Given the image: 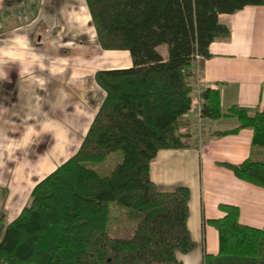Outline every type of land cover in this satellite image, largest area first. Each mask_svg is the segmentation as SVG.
Wrapping results in <instances>:
<instances>
[{
  "label": "trees",
  "instance_id": "obj_1",
  "mask_svg": "<svg viewBox=\"0 0 264 264\" xmlns=\"http://www.w3.org/2000/svg\"><path fill=\"white\" fill-rule=\"evenodd\" d=\"M86 4L100 48L127 51L131 66L95 73L104 98L78 150L33 187L30 203L5 226L0 264H183L178 255L196 246L187 227L190 191L185 186L161 191L151 180L150 164L160 150L186 147L180 130L192 103L190 80L210 57L209 45L229 35L219 15L264 6V0ZM162 45L166 58L157 50ZM201 98L204 119L238 121L218 135L251 128L252 148L264 151V102L249 115L222 110L217 90L205 89ZM116 152L120 161L100 175L93 166ZM225 166L238 179L264 188V159ZM111 204L125 208L134 227L131 237L109 231ZM219 209L223 216L209 220L218 252L204 253L202 264H264V227L242 224L236 206Z\"/></svg>",
  "mask_w": 264,
  "mask_h": 264
},
{
  "label": "crops",
  "instance_id": "obj_2",
  "mask_svg": "<svg viewBox=\"0 0 264 264\" xmlns=\"http://www.w3.org/2000/svg\"><path fill=\"white\" fill-rule=\"evenodd\" d=\"M3 1L0 0V8L5 9L0 22L2 70L15 66L11 68L17 69V78L23 76L13 86L18 96L28 99L34 94L31 103L39 108L62 106L63 125L74 126L70 139L58 152L63 158H59V163L50 161L48 171L34 183H31L34 177L26 175L23 179L19 177L17 183L11 180L13 187L3 188L9 191L0 205L6 226L19 215L33 187L78 150L104 98L95 73L127 68L131 66V58L127 51L100 48L86 0H8L2 5ZM23 3H29L31 13L26 22L16 19L14 13ZM14 4H17L15 8ZM218 21L228 29L229 35L212 42L210 57L198 65L203 90L219 92L222 110L235 108L253 115L262 109L264 102V6H246L232 14H221ZM157 50L163 58L167 57L166 46ZM24 72L27 74L22 75ZM195 80L196 75L190 80L193 86ZM1 84L4 85L3 81ZM26 103L24 106H29ZM16 107L17 111L21 108ZM237 126L236 118L205 119L204 128L199 131L192 113H188L182 118L180 130L186 135V147L160 150L150 164L151 180L161 191L176 186H185L190 191L187 227L196 246L192 252L178 255L183 264H202L204 253L218 252L217 231L207 221L223 216L220 204L238 207L242 224L264 227V188L238 179L225 166L240 164L249 157L264 159L262 149L252 148L251 128L218 135ZM51 133L55 135V130ZM47 134L51 136L50 131ZM34 149L36 153L40 151L37 146ZM50 151L48 154L53 156ZM30 165L36 175L43 168L39 163ZM7 175L0 168L2 182H8Z\"/></svg>",
  "mask_w": 264,
  "mask_h": 264
},
{
  "label": "rangeland",
  "instance_id": "obj_3",
  "mask_svg": "<svg viewBox=\"0 0 264 264\" xmlns=\"http://www.w3.org/2000/svg\"><path fill=\"white\" fill-rule=\"evenodd\" d=\"M6 1L8 0H4L2 5H4ZM16 6L17 4H14L13 7L15 8ZM4 10L3 7L0 8V22L2 16L1 12ZM28 11L29 3L19 4L17 11L14 12L16 13V19L19 18L22 22H24V20L26 22L31 18V13ZM8 14H10L9 10ZM40 64L44 66V64ZM5 67H7L6 63ZM11 67L14 68L15 66L10 65L9 69L7 68L8 70H2L0 61V168L3 167L4 172L8 174L7 183L0 180V193L3 194L2 197L0 196V205L4 195L6 193V195H8L9 193V191H3V188L6 186L4 190H7L12 184L11 180L17 183L19 177L23 179L27 175L28 178L34 177L31 181V183H34L38 178L44 176L45 171H48V163L50 161L59 163L60 159H63L62 155H59L58 152L64 146V142L70 139L71 130L72 128L74 129V126H68L67 128V126L63 125L64 110L62 106H44L39 108L38 106H33V103H31L34 94H30L31 96H29L30 98L27 97L28 99H26V97L24 98V96L19 97L16 87L13 86L18 85L23 80V76H19L22 79H18L17 69H12ZM20 71L22 72L23 69H20ZM21 74L25 75L27 72ZM2 81L4 85L1 84ZM94 98H96V96ZM26 101L30 103L29 106H24L27 104ZM38 102L40 103V101ZM4 105L9 106V109H5L3 107ZM16 106H21L19 111H17L18 108ZM76 109L77 108H75V110ZM50 114L53 115V117L50 116ZM66 124H68V121ZM53 130H55V135L51 133ZM48 131H50L52 142L47 134ZM36 146L40 149L38 153H36L34 149ZM48 147L49 150H47ZM48 151L57 158H49L53 156H50ZM32 156L36 157L34 161ZM120 159L121 153L116 152L110 155L104 163L100 165L95 164L93 168L100 175H108ZM38 163L43 168L41 167V171L36 175V170L33 169L30 164L36 166ZM13 192H15V190ZM29 203L30 199L27 200L25 206ZM109 216L108 228L111 229L109 231L116 232L118 236L123 238L132 236L134 227L125 216V208L117 204H111ZM4 219L5 218L0 213V238L3 235L6 224ZM207 223L210 225L209 221H207ZM123 226L125 229H123ZM112 228H114V230H112Z\"/></svg>",
  "mask_w": 264,
  "mask_h": 264
},
{
  "label": "built area",
  "instance_id": "obj_4",
  "mask_svg": "<svg viewBox=\"0 0 264 264\" xmlns=\"http://www.w3.org/2000/svg\"><path fill=\"white\" fill-rule=\"evenodd\" d=\"M196 63L199 60L198 57H196ZM200 70L198 68V66H196L195 68V75H196V80H195V84H194V88H193V95H192V103H191V107L189 110V113H192L196 124H197V128L199 131H202L205 125V119L202 117L201 115V105H202V98H201V93L203 91V82L200 79L199 76Z\"/></svg>",
  "mask_w": 264,
  "mask_h": 264
}]
</instances>
